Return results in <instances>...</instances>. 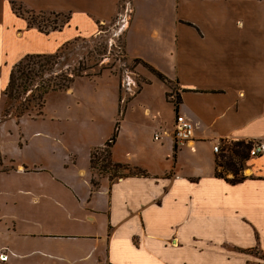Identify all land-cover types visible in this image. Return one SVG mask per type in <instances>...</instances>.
I'll return each instance as SVG.
<instances>
[{
	"label": "crops",
	"instance_id": "crops-1",
	"mask_svg": "<svg viewBox=\"0 0 264 264\" xmlns=\"http://www.w3.org/2000/svg\"><path fill=\"white\" fill-rule=\"evenodd\" d=\"M12 2L32 11L70 17L62 27L42 32L29 27L26 19L13 11ZM119 2L0 0L3 112L7 103L4 92L19 61L27 55L55 54L77 38L98 35L100 25L117 16ZM131 12L122 25L127 56L161 72L169 84L174 83L180 97L177 109L176 102L167 99L169 85L145 67L148 72L142 73L144 82L135 96L141 95V124L128 127L121 121L112 157L116 163L139 167L149 175L123 178L113 185L108 176H100L94 189L90 153L105 145L114 125L108 134L96 130L98 135L91 137L84 130L86 125L94 128L93 115L90 121L81 114L38 117L35 122L44 127L47 122H58L57 142L71 136V131L77 133L78 140L64 147L59 157L67 171L55 168L42 153L32 159L10 158L11 153L1 146L5 162L16 164L11 176L30 188L26 195L18 190L0 203L11 221L10 260L30 264H193L189 258L177 262L176 257L192 251L207 256L222 248L218 241L208 240H200L196 247L184 246L181 230L190 231L192 240L194 232L166 218L158 229L153 228L150 215L172 212L170 209L190 213L193 230H211L218 223L237 221L248 223L251 235L261 238L256 217L264 215V155L249 158L244 169L248 179L231 185L215 176L214 147L220 141L264 142V0H138L135 8L131 5ZM91 84L95 92L104 85L112 86L119 103L117 84L101 80H76L60 94L73 98L80 107L84 88ZM156 84L164 87L161 102L153 88ZM162 105L173 110L171 122L162 116ZM177 115L193 124L191 146L179 144L176 149L173 126ZM7 118L34 122L27 116ZM70 125L77 127L70 130ZM155 133L160 134L159 140L154 139ZM37 167L45 172L31 170ZM55 180L61 181V186H57V194L49 195L48 188ZM35 244L39 247L29 251ZM49 244L56 250L50 251Z\"/></svg>",
	"mask_w": 264,
	"mask_h": 264
},
{
	"label": "rangeland",
	"instance_id": "rangeland-1",
	"mask_svg": "<svg viewBox=\"0 0 264 264\" xmlns=\"http://www.w3.org/2000/svg\"><path fill=\"white\" fill-rule=\"evenodd\" d=\"M137 1L138 0H123L119 5L118 14L115 19L107 25L101 24L99 28L100 33L98 35L90 38H77L74 41L68 43L67 45H65L64 49H61L59 53L57 52L58 54L51 59L50 65H47L46 67L42 66L41 64H43L44 61L43 59L38 58L33 59L31 62L32 67L38 72V76L35 78L34 85L32 87L34 91L36 90V87L38 85H41L43 82L46 83L53 81L56 79V77L59 78L62 76H71L70 73L73 70H78L83 72H81L80 77L74 78V82L79 79H88L98 82L99 80H101L103 82L107 81L108 83H116L119 87V103L117 102L116 94L112 86L104 85L102 88L97 89V91L95 92L93 89V85L91 84L88 85L86 89L84 88L85 99L83 101L84 103L80 107L75 105L73 98L65 96L64 94H60L66 90H57L51 92L46 98V103L43 110L44 115L47 116L48 114H54L59 115L62 118H67V116L76 117L81 114V116H83V118L87 119L88 121L91 120V116L93 115L94 117L92 118L94 120V128L90 125H86V129L84 130L85 133H87L86 135H89L91 137H93L94 133L98 135V132H96V130L99 132L101 131L102 134H108L111 131V127L113 125V129H115L117 122H119L118 130H120L121 121L123 122V120L126 121L128 127H131L132 124L136 123L141 124V95L136 98L135 96H137L141 88V84L142 82H144L142 73L148 72V70L143 65H141L140 62H136L135 59H130L127 56L125 52V32L122 30V25L125 23L123 21L125 19H130L132 13L131 5L134 3L135 8ZM17 8L20 9V12L25 17L28 16V9L23 5H18ZM31 15H33L35 23L40 24L46 30H51L52 28H60L65 24L67 20V14L63 13L53 14V12L48 11H35V13ZM41 55L48 57L54 54ZM129 85L130 88L128 87ZM168 85L171 89V92L168 93L169 96H167V99L171 102H176V94L178 90L175 87L174 83ZM153 88L155 89L156 96H160L161 102V94L164 87L160 84H156ZM31 95L32 91H29L24 97H28L29 99H31ZM21 101L22 99L20 101H8L7 107H11V111H14L15 107L18 106ZM32 101L33 99L31 100V108H33V106L35 105ZM3 107L4 99H1L0 203L6 199H10V195L14 196L16 195V193L18 194V190H20V193L24 195H26V191L30 190V188L26 185L21 186L22 183H26L25 181L18 180L14 176H11L16 171V164H13L12 162H5V160L3 159V154L1 153V146H3L6 151L11 153L10 158L21 159L24 157L26 159H32L35 156L37 158V156L42 153L44 156H48V158L46 157L47 161L53 164L55 168H59L60 170L64 169L67 171L68 167H65L61 164L59 157L62 154L64 147H70V145L72 146L73 144H76L78 140L75 136V134L77 133L71 131V136L64 137L63 139H61V142H57L54 137L56 135L55 130L58 127V122H47V126L44 127L42 124L35 122L37 119L35 118V116H27V118L33 119L34 122L24 124L23 122L6 118L4 116ZM162 111V116L165 117V119H167L169 122H171V119H173L174 117V113L171 107L162 105ZM30 112L32 114H35L34 109ZM68 118L69 120H75L71 117ZM76 127L77 126L70 125L69 129L75 130ZM38 131L40 133L38 135H34V133ZM192 144L193 143H191L189 146H191ZM216 144L219 147L226 145L228 147L231 145L230 143L222 142H218ZM175 145L176 149L181 147L178 143H175ZM133 154L141 156V153ZM251 157L252 156H250V158ZM245 164L246 161L243 162L242 167L239 168V171L240 175L246 176L248 178V176L244 173ZM31 170H35L34 173L36 174L45 172V170L40 167ZM223 172L228 179L233 178L232 172L225 170ZM48 173L51 175L50 172ZM170 176H173V173H171ZM93 177L98 181V178L100 176L97 172H95L93 174ZM130 177L143 178L136 175H131ZM167 177L169 176L167 175ZM120 179L123 178H115L114 176L111 180L112 185L117 183ZM195 180L196 179H191V181ZM60 182L61 181L55 180V184H51V186L48 188L49 195L57 194L58 187L61 186ZM37 185L40 186V184L38 183ZM195 200L198 201L197 199ZM15 203L16 202L13 203L14 206ZM54 207L56 208L55 204ZM182 208L184 207L182 206L178 209L180 210ZM9 210L10 207L8 206L7 212ZM170 210L172 212L165 211L164 213H158L157 215H150V222L153 224L152 227L158 229L159 225L164 223L166 218L170 223L173 222L174 225L177 223L185 224L188 228L191 229V231L194 232V235L196 237H194L192 240L190 237V231H186L185 228L181 230V238L184 246L192 247L195 244L196 247L199 245L200 240H208L209 242L218 241L219 246H222V248H215L207 256H201L203 252L200 251H192V255L188 252L182 253L178 255V259L176 257L177 262L189 258L193 261V264H264V215H259L256 217L257 223L259 224L261 237L257 240L251 235V232L248 230V223L241 224L237 221H235V223L232 222V224L228 225H219L218 223L213 226L211 230H193L191 228L193 217H191L190 213L184 215L183 213L178 212V210V213H176V210L174 211V209ZM226 210L227 212L230 211V209L227 208ZM4 214V211L0 207V264H30L21 259H9L11 258V241L9 240L8 232L11 227V221L10 218L7 217L8 213H6V215ZM49 245L50 251L56 250V246L52 244ZM175 245L176 244H174V246ZM248 246L255 247L245 249V247ZM38 247L39 245L35 244L28 250L32 251L33 249H36ZM17 251H20V249L17 248ZM1 255H5L6 259L3 260L1 258Z\"/></svg>",
	"mask_w": 264,
	"mask_h": 264
},
{
	"label": "trees",
	"instance_id": "trees-1",
	"mask_svg": "<svg viewBox=\"0 0 264 264\" xmlns=\"http://www.w3.org/2000/svg\"><path fill=\"white\" fill-rule=\"evenodd\" d=\"M123 0H120V3ZM18 4L16 2H12L13 11L18 15L26 19L29 27H36L42 32H46L48 30L44 29L40 24L35 23V19L33 17L35 11L28 9V16L25 17L21 12L20 9L17 8ZM119 8V6H118ZM54 14V13H53ZM69 15H67V20H69ZM65 22V23H66ZM57 29V28H52ZM64 49V48H63ZM59 53V52H58ZM50 55L48 57L42 56L41 54L35 55H27L24 57L23 60L17 63L10 74L9 83L6 87L4 92L7 102L8 101H22L19 103L18 106L15 107L14 111H11V107H6L4 110V116L10 117L13 116L16 119H20L24 116H35V118L43 116V110L46 103L47 96L54 91L57 90H67L71 87L72 83L74 82L75 77H80L81 72L78 70H73L70 74L71 76H62L56 77L55 80L50 82H43L41 85L36 87V90H33V85L35 78L38 76V72L32 67V60L35 58L43 59L44 63L41 64L42 66L50 65L51 59L54 58L55 55ZM136 62H140L144 67H146L153 75H155L159 80L164 83L169 84V80L158 70L153 68L152 66L148 65L147 63L141 61L140 59H135ZM32 91L31 99L28 97H24L27 92ZM169 96V94H167ZM177 101L175 106L178 109V105L180 103V97L177 96ZM24 98V99H23ZM34 102L33 108H31V100ZM34 109L35 114H32L30 111ZM118 126L119 122H117L115 129L112 133L111 138L105 143L102 147H97L92 149L90 153V168L92 174L97 172L99 176L107 175L110 180L115 178H126L130 177L131 175L147 177L149 174L139 168V167H132L129 164H120L113 161L112 157V148L117 140L118 137ZM222 143H230L231 145L227 147L222 146L219 147V152L216 156V168H215V176L219 179H223L225 182L231 185H237L240 183L245 182L248 178L246 176L240 175L239 168L242 167L244 161L249 160L250 158V151L253 145V141H220ZM222 168V170H221ZM230 171L233 173V178L228 179L223 171ZM91 184L94 189H96L99 185V182L93 177L91 179Z\"/></svg>",
	"mask_w": 264,
	"mask_h": 264
},
{
	"label": "built area",
	"instance_id": "built-area-1",
	"mask_svg": "<svg viewBox=\"0 0 264 264\" xmlns=\"http://www.w3.org/2000/svg\"><path fill=\"white\" fill-rule=\"evenodd\" d=\"M173 137L181 146L190 145L194 142V127L193 124L188 121L184 116L177 115L173 126ZM160 134L156 133L155 139L159 140ZM215 153L219 152V146L214 147ZM264 155V142L256 141L253 143L250 156L257 157ZM1 258L6 259L5 255H1Z\"/></svg>",
	"mask_w": 264,
	"mask_h": 264
}]
</instances>
